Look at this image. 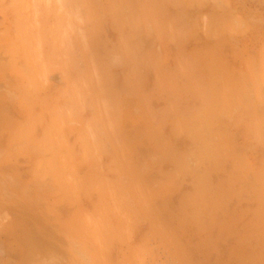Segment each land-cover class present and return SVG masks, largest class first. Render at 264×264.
Wrapping results in <instances>:
<instances>
[{"label": "clouds", "instance_id": "obj_1", "mask_svg": "<svg viewBox=\"0 0 264 264\" xmlns=\"http://www.w3.org/2000/svg\"><path fill=\"white\" fill-rule=\"evenodd\" d=\"M81 7L75 0H0V15L27 18L44 9L71 19ZM8 71L0 67V82ZM198 71L188 61L180 86L203 92ZM65 80L70 86L43 90L39 97L21 86L0 89V176L9 170L0 181V202L10 203L17 213L0 208V236L23 231L20 217L34 216L66 253L54 264H175L161 251L168 237L142 234L144 224L159 219L176 191L167 161L138 134V120L117 98L84 92L67 71ZM255 88L264 100V71ZM40 98L50 105L47 115L39 111ZM68 110L75 112V126L65 122L59 139L42 150L45 125ZM20 247L27 255V247ZM8 264L49 262L25 258Z\"/></svg>", "mask_w": 264, "mask_h": 264}, {"label": "rangeland", "instance_id": "obj_2", "mask_svg": "<svg viewBox=\"0 0 264 264\" xmlns=\"http://www.w3.org/2000/svg\"><path fill=\"white\" fill-rule=\"evenodd\" d=\"M75 3L82 7L71 19L44 9L34 10L27 17L29 25L21 28L36 34L37 66L45 65L44 34L51 36L52 65H59L61 35L69 62L78 53L80 65L94 69L103 80L107 66L125 52L127 66L134 67L133 79H138L137 65L144 63L140 55L145 54L146 65H163L169 70L175 65L181 77L191 61L205 84L204 71L217 72L223 61L233 67L239 50L252 47L253 34L261 42L264 40V0H75ZM60 19L65 21L63 26ZM45 20L52 24L45 26ZM161 40L177 45L179 55L171 59L166 45L163 63L156 64L153 50ZM216 72L211 76L213 88L219 84ZM171 74L168 78L163 75L164 79L171 81ZM228 147L226 144L225 149ZM202 157L199 155L195 163ZM251 157V154L242 159L230 156L232 167L226 177H213L211 185L199 180L195 187H187L189 194L179 191L157 221L144 224L145 234L170 239L167 248L161 250L164 259L175 264H264V160L256 170ZM20 223L23 225V231L18 230L20 234L0 236V256L8 254L11 261L27 258L49 264L67 258L61 243L38 217L21 216ZM24 241L30 242L27 255L20 247L25 245Z\"/></svg>", "mask_w": 264, "mask_h": 264}, {"label": "crops", "instance_id": "obj_3", "mask_svg": "<svg viewBox=\"0 0 264 264\" xmlns=\"http://www.w3.org/2000/svg\"><path fill=\"white\" fill-rule=\"evenodd\" d=\"M26 20L30 23L28 18L21 19L19 15H0V67L9 70L6 81L0 82V89L9 85L21 86L26 93L39 97L43 90L61 89L64 83L70 86L67 80L64 81V72L67 71L73 74L84 92L93 96L104 93L117 98L124 109L135 115L139 122L138 134L151 142L154 153L161 158L167 155L166 167L174 173L168 178L174 181V194L179 191L191 193L187 187H195L199 180L211 185L213 177H226L232 167L229 157L233 155L242 159L245 154H251L252 165L258 170L264 160V100L255 88V81L264 71V40L261 42L253 34L252 47L239 50L233 67H228L223 61L217 72L204 71L207 76L205 90L192 92L180 86L183 76L175 65L170 70L163 65H146L145 54L140 55L145 64L137 65L138 79L132 78L134 67L127 66L128 54L124 52L107 66L103 80L94 69L80 65L78 53L75 52L69 62L61 35L59 65H52L51 36L44 34L42 55L45 65L38 63L37 66V37L21 28L29 25ZM64 22L60 19L61 26ZM44 24L50 26L52 22L45 20ZM166 45L171 59L179 55L177 45L161 40L153 50L156 64L163 63ZM54 69L61 71L50 76ZM214 72L219 76V84L215 88L211 84ZM170 73L171 81L165 80L163 75L168 78ZM101 82L104 84L102 87ZM101 88L103 92H100ZM170 106L171 109L168 108ZM49 110L50 105L40 98L39 111L47 115ZM65 122L75 126L73 110L61 112L56 123L45 125L47 134L39 145L42 150L50 149V142L59 139L60 127ZM226 144L229 145L227 149ZM199 155L203 157L195 163ZM8 172V169L4 170L5 175L0 176V181L6 180ZM0 208L16 214L8 202H0ZM16 233L20 234L18 230ZM24 244L30 249V242ZM7 255L0 256V261H11ZM9 255L12 257L11 253Z\"/></svg>", "mask_w": 264, "mask_h": 264}]
</instances>
